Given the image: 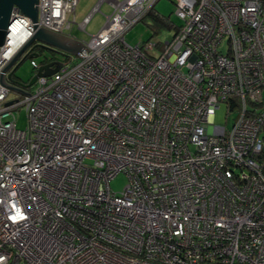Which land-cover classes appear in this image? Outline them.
<instances>
[{
  "label": "built area",
  "instance_id": "1",
  "mask_svg": "<svg viewBox=\"0 0 264 264\" xmlns=\"http://www.w3.org/2000/svg\"><path fill=\"white\" fill-rule=\"evenodd\" d=\"M77 1L38 0L37 25L70 36ZM157 1L98 0L77 24L108 4L88 51L9 99L2 70L34 33L13 10L0 46V264H264V0H174L172 38L130 45ZM221 103L230 128L213 123Z\"/></svg>",
  "mask_w": 264,
  "mask_h": 264
},
{
  "label": "rangeland",
  "instance_id": "2",
  "mask_svg": "<svg viewBox=\"0 0 264 264\" xmlns=\"http://www.w3.org/2000/svg\"><path fill=\"white\" fill-rule=\"evenodd\" d=\"M98 0H78L76 5L75 21L76 24L72 25V28L66 31L73 38L79 41H87L90 35L97 33L103 26L105 18L104 15L109 14L110 8L108 4L104 3L101 6V12L96 13L85 30H80L77 24H80L84 16L88 14L90 9ZM123 1V0H117ZM154 11L160 16L168 19L170 26H154L153 18L151 14L145 15L142 20L137 22L132 28H130L125 34V41L130 45H136L138 42L142 41H158L163 43L172 38L174 32V26L180 24V19H178L174 14V0H158L154 5ZM41 48V47H39ZM38 49V48H36ZM37 57L33 59L39 64L45 58L52 59V61H57L62 64L72 63L76 60V56L72 54H64L60 51H54L51 49L41 48L38 52ZM31 57L27 56L24 59L19 58L16 62V69L14 70V77L18 81L24 84L28 83L29 80L36 73L30 63ZM35 87V83L28 87L32 90ZM18 93L11 91L9 94V99H14L18 97ZM15 125L19 130H23L26 127L27 117L25 108L19 107L15 110ZM236 112H229L226 104L221 103V105L215 110L213 116V123L216 125H224L227 128L232 126ZM127 184V177L124 173L117 174L114 178L110 180V187L114 192H121L125 185ZM18 264H25L19 262Z\"/></svg>",
  "mask_w": 264,
  "mask_h": 264
},
{
  "label": "water",
  "instance_id": "3",
  "mask_svg": "<svg viewBox=\"0 0 264 264\" xmlns=\"http://www.w3.org/2000/svg\"><path fill=\"white\" fill-rule=\"evenodd\" d=\"M15 8L19 10L21 15L32 20L34 33L26 44L4 66L1 74V82L11 91L26 94L27 92L24 88L30 87L34 84L38 76H50L57 72L62 65L57 61H50L46 64H41L37 68L36 73L26 84L15 79L13 74L17 67L16 62L31 44L36 42L34 46L72 55H76L82 48H85L86 50L87 48L84 46L82 41H79L69 35L60 34L39 27L37 25L38 0H0V46H2L5 42L7 34L6 30L13 20L12 12ZM31 56L37 57V53ZM6 72H8L7 75H5Z\"/></svg>",
  "mask_w": 264,
  "mask_h": 264
},
{
  "label": "trees",
  "instance_id": "4",
  "mask_svg": "<svg viewBox=\"0 0 264 264\" xmlns=\"http://www.w3.org/2000/svg\"><path fill=\"white\" fill-rule=\"evenodd\" d=\"M148 14H151L152 18H153V25L155 26H170L169 25V21L168 19L160 16L159 14H157L155 11H154V8H152L146 15ZM35 43H33L30 48H32L31 52H30V55H35L36 52L35 51H39L41 48H39L38 46H34ZM38 48V49H36ZM39 53H37V56H38ZM29 56V55H28ZM25 57L27 56H24V57H20L22 59H24ZM31 59L34 58V56H30ZM52 61V59H47L45 58L44 60H42L41 62H39V65L41 64H46L48 62Z\"/></svg>",
  "mask_w": 264,
  "mask_h": 264
},
{
  "label": "flooded vegetation",
  "instance_id": "5",
  "mask_svg": "<svg viewBox=\"0 0 264 264\" xmlns=\"http://www.w3.org/2000/svg\"><path fill=\"white\" fill-rule=\"evenodd\" d=\"M13 77H14V74H13ZM15 78V77H14Z\"/></svg>",
  "mask_w": 264,
  "mask_h": 264
},
{
  "label": "clouds",
  "instance_id": "6",
  "mask_svg": "<svg viewBox=\"0 0 264 264\" xmlns=\"http://www.w3.org/2000/svg\"><path fill=\"white\" fill-rule=\"evenodd\" d=\"M34 43H36V42H34Z\"/></svg>",
  "mask_w": 264,
  "mask_h": 264
}]
</instances>
